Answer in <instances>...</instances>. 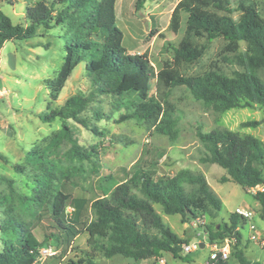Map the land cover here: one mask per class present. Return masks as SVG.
<instances>
[{"label": "trees", "instance_id": "obj_1", "mask_svg": "<svg viewBox=\"0 0 264 264\" xmlns=\"http://www.w3.org/2000/svg\"><path fill=\"white\" fill-rule=\"evenodd\" d=\"M115 1L33 0L25 6L24 23H13L0 10V50L5 41L32 37L38 25L45 28L65 25L63 62L54 78L43 80L50 100L57 98L75 66L85 61L92 87L90 95H69L60 107L39 113L43 122L61 119V132L53 137L55 145L69 139L74 157H87L72 138L65 121L72 119L86 128L90 127L81 113L88 108L94 93L118 97L135 94L133 109L123 114L120 120L149 121L154 124L156 132L174 139L177 119L173 105L149 94L152 81L168 88L184 86L215 112L253 105L264 108V81L258 75V70L264 68V0H178L167 28L178 33L183 15L185 26L178 44L173 47L171 60L159 68L154 67L144 54L126 51L122 44V31L116 23ZM143 2L136 0V8ZM56 6L60 7L55 9ZM216 38L225 41L223 59H233L240 68L233 69L231 75L224 73L218 65L196 74L183 73L184 66L197 63L206 53L208 43ZM241 41L246 43L242 51L238 50ZM101 114L95 111L97 117ZM260 122L251 119L241 122V125L256 126ZM196 133L204 147L201 160L225 169L226 175L221 177V182L232 180L245 191L250 186L264 183V144L259 138L227 128L201 131L198 127ZM34 153L30 151V155ZM38 156L43 158L41 154ZM0 158L9 161L1 153ZM12 166L19 172L25 171L23 164L13 163ZM0 179L6 182L13 194V178L0 174ZM34 180L36 185L32 193L20 196L21 203L45 205L52 226L68 237L81 230L86 231L88 239L107 257L119 254L141 260L158 257L162 252L178 255L186 241L162 221L153 204H159L167 214L180 215L183 221L205 214L215 217L221 209L220 198L201 173L189 169H181L173 175L139 171L129 180L116 184L108 195L91 200L88 204L89 219L71 222L66 218L69 195L57 188L51 179L35 177ZM253 197L258 201L260 216L264 219V190L254 193ZM80 206L73 203L74 209ZM10 213L11 207L7 206V218L0 224V230L13 229L17 224L20 227L19 245L4 240L0 248V264H35L42 247L50 241L54 246L60 242L59 234L54 233L46 234L43 240L37 239L29 228H22L25 222ZM239 223L243 224V220L233 212L228 223L212 225L214 231L209 232L208 237L214 242L215 238H224L227 233L235 231L236 242L230 252L237 263L264 264L246 258L238 248L241 237L237 230ZM83 262L97 264L91 256L71 264ZM225 264L231 263L226 261Z\"/></svg>", "mask_w": 264, "mask_h": 264}, {"label": "rangeland", "instance_id": "obj_2", "mask_svg": "<svg viewBox=\"0 0 264 264\" xmlns=\"http://www.w3.org/2000/svg\"><path fill=\"white\" fill-rule=\"evenodd\" d=\"M32 1L0 0V10L13 23H24L25 6ZM177 1L144 0L139 8H136V0L115 1L116 23L122 31V44L128 53L144 54L156 68L171 60L173 47L178 44L185 26L183 15L178 33H172L167 28ZM65 43L64 24L50 28L38 25L32 37L5 41L0 50V153L9 160L0 158V174L13 178L15 190L11 194L6 182L0 179V224L7 218L5 208L8 206L11 207L10 214L26 223L22 228H29L37 239L43 240L49 233L60 236L56 246L51 241L44 246H50L54 253L36 257L35 264H71L88 256L97 264H158L159 257L164 259V264H203L213 244L208 237V233L214 231L212 225L228 223L229 216L237 206L255 210L254 222L264 234V219L260 216V205L253 193L245 191L232 180L221 182V177L226 175L225 169L216 163L201 160L204 147L196 133L198 127L201 131L227 128L252 134L264 144L263 107L253 105L215 112L184 86L168 88L152 81L149 94L158 100L168 101L174 108L176 137L171 139L156 132L154 124L149 121L120 120L123 114L133 109L135 94L118 97L94 93L81 116L97 132L72 119L65 121L72 138L87 154V157L76 159L71 153L69 139L54 144L53 137L62 129L61 119L56 118L48 123L39 118L40 112L60 107L69 95L86 96L91 93V82L83 60L72 70L57 98L53 101L49 99L43 80L56 76L63 62ZM224 45L223 39H213L208 43L204 56L197 63L184 66L182 72L196 74L218 65L224 73L231 75L233 69L240 67L233 59H223ZM245 46V42H239L238 50L242 51ZM258 75L264 81V68L258 70ZM95 111L102 114L97 117ZM251 119L261 122L256 126L241 125V122ZM30 151L35 153L30 155ZM39 154L43 158H39ZM13 163L25 165V171L15 170ZM181 169L203 174L220 198L221 209L215 217L207 214L198 216L200 220L193 224L194 219L183 221L180 215L167 214L159 204H153L162 221L185 243L203 241L205 244L186 254L180 250L177 256L162 252L158 257L141 260L119 254L107 257L88 239L86 231L81 230L68 237L52 226L45 205L40 206L36 202L26 205L20 200V196L32 193L36 185L35 177L51 179L57 188L69 195L67 220L82 221L90 218L88 204L91 200L108 195L116 184L129 180L135 173L149 171L153 175H173ZM74 202L81 206L74 209ZM19 229L16 224L13 229L0 230V248L6 239L18 246ZM238 231L242 238L238 248L243 255L251 261L264 262V246L249 240L248 223H239ZM234 232L225 236L235 238ZM222 239L215 238V241L220 243ZM230 263L238 264L232 256Z\"/></svg>", "mask_w": 264, "mask_h": 264}, {"label": "built area", "instance_id": "obj_3", "mask_svg": "<svg viewBox=\"0 0 264 264\" xmlns=\"http://www.w3.org/2000/svg\"><path fill=\"white\" fill-rule=\"evenodd\" d=\"M249 192H252L253 194L258 192V191H263L264 190V183H259L254 186H250L247 189ZM237 216L241 217L243 222L248 223L250 235H249V240L252 242L257 243L259 246L263 247L264 246V234L260 232L254 222L255 218V210L247 207H240L237 206L235 207L233 211ZM200 219L197 217L193 220V224L196 221H199ZM238 230V226H237ZM233 242H236V238L234 237H224L220 243L218 241H214L213 244L209 247V252L203 262V264H225L226 261H230L231 258V246ZM203 241H197L193 244H188V243H183L181 245V251L183 253H189L190 251L194 250L198 246H200V243ZM204 243V242H203ZM205 245V244H204ZM54 251H52L51 247H42L40 249V253L37 257L41 256H46V255H51L53 254ZM158 264H164V259L159 257L158 259Z\"/></svg>", "mask_w": 264, "mask_h": 264}, {"label": "water", "instance_id": "obj_4", "mask_svg": "<svg viewBox=\"0 0 264 264\" xmlns=\"http://www.w3.org/2000/svg\"><path fill=\"white\" fill-rule=\"evenodd\" d=\"M0 86H1V81H0ZM204 246V243H200V247H203Z\"/></svg>", "mask_w": 264, "mask_h": 264}, {"label": "crops", "instance_id": "obj_5", "mask_svg": "<svg viewBox=\"0 0 264 264\" xmlns=\"http://www.w3.org/2000/svg\"><path fill=\"white\" fill-rule=\"evenodd\" d=\"M257 202H258V201H257ZM258 205H259V203H258ZM241 239H242V238H240V241H241ZM204 246H205V245H204Z\"/></svg>", "mask_w": 264, "mask_h": 264}]
</instances>
